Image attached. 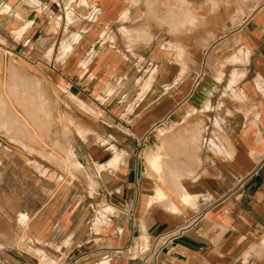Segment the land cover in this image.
<instances>
[{"label":"crops","instance_id":"0c3cea01","mask_svg":"<svg viewBox=\"0 0 264 264\" xmlns=\"http://www.w3.org/2000/svg\"><path fill=\"white\" fill-rule=\"evenodd\" d=\"M229 3L0 0V264H264V0Z\"/></svg>","mask_w":264,"mask_h":264},{"label":"built area","instance_id":"2783aa9c","mask_svg":"<svg viewBox=\"0 0 264 264\" xmlns=\"http://www.w3.org/2000/svg\"><path fill=\"white\" fill-rule=\"evenodd\" d=\"M109 205L115 207L110 201ZM188 229H190V226L187 223L182 224L175 229L160 232L155 236L153 242H150L149 239H143L136 246L128 247L126 251L131 257H140L142 259L157 255L165 249L169 251L174 241L180 238ZM53 264H72V261Z\"/></svg>","mask_w":264,"mask_h":264},{"label":"rangeland","instance_id":"374dc122","mask_svg":"<svg viewBox=\"0 0 264 264\" xmlns=\"http://www.w3.org/2000/svg\"><path fill=\"white\" fill-rule=\"evenodd\" d=\"M229 1L230 0H225V9H227V8H229V5L231 4V3H229ZM247 2H248V0H247ZM229 4V5H228ZM227 5H228V7H227ZM226 15V14H225ZM55 97V99H57L56 98V96H54ZM60 108V106L58 105V101L57 102H55V110H57V109H59ZM38 145L39 146H45V140L43 139V140H39L38 141ZM57 157H55V164H57V161L59 160V164H61V159H62V157H61V155H59V157L56 159ZM58 164V165H59ZM70 165H71V163H70ZM60 166V165H59Z\"/></svg>","mask_w":264,"mask_h":264},{"label":"bare ground","instance_id":"6f19581e","mask_svg":"<svg viewBox=\"0 0 264 264\" xmlns=\"http://www.w3.org/2000/svg\"><path fill=\"white\" fill-rule=\"evenodd\" d=\"M17 77V76H16ZM20 79V78H19ZM31 88V87H30ZM34 90V89H33ZM36 91V90H35ZM33 101V100H32ZM31 102V101H30ZM40 107V106H39ZM48 108V107H47ZM45 112V111H44ZM50 116V115H49ZM192 132V131H191ZM192 139V138H191ZM189 140V139H188ZM198 141V140H197ZM157 163V162H156ZM157 165V164H156ZM161 168V167H160ZM158 169V168H157ZM159 172V171H158Z\"/></svg>","mask_w":264,"mask_h":264}]
</instances>
